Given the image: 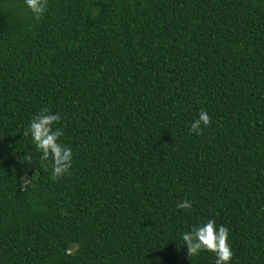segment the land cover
<instances>
[{
  "label": "trees",
  "instance_id": "obj_1",
  "mask_svg": "<svg viewBox=\"0 0 264 264\" xmlns=\"http://www.w3.org/2000/svg\"><path fill=\"white\" fill-rule=\"evenodd\" d=\"M208 219L264 264V0H0V264H214L180 239Z\"/></svg>",
  "mask_w": 264,
  "mask_h": 264
},
{
  "label": "clouds",
  "instance_id": "obj_2",
  "mask_svg": "<svg viewBox=\"0 0 264 264\" xmlns=\"http://www.w3.org/2000/svg\"><path fill=\"white\" fill-rule=\"evenodd\" d=\"M25 5L34 15L44 11V0H24ZM59 120V116L42 111L36 115L28 125L25 135L30 136L32 143L39 152L41 161H48L51 157L52 178L67 174L71 167L72 152L67 146H62L58 138L62 133L54 130L52 125ZM210 122L206 110L201 109L198 118L193 119L189 127L190 133L197 135L201 132V125L207 127ZM179 209H190L191 201L182 200L177 204ZM180 239L183 241L189 255H196L200 251L214 254V264H229L233 253L229 244V230L224 226L216 225L214 220L205 222L182 232Z\"/></svg>",
  "mask_w": 264,
  "mask_h": 264
}]
</instances>
